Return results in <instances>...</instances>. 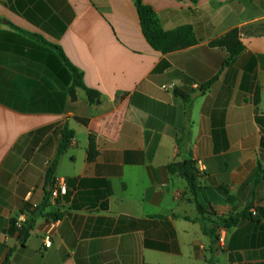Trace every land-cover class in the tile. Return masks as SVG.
<instances>
[{"label": "crops", "instance_id": "crops-1", "mask_svg": "<svg viewBox=\"0 0 264 264\" xmlns=\"http://www.w3.org/2000/svg\"><path fill=\"white\" fill-rule=\"evenodd\" d=\"M142 1L165 31L191 26L197 44L156 51L134 0H0V264H264V0ZM234 29L244 51L225 66L212 43ZM52 45L100 94L94 104L80 88L72 99ZM62 129L74 135L52 197ZM189 158L203 214L169 170ZM49 188L52 246L46 217L23 243L13 222Z\"/></svg>", "mask_w": 264, "mask_h": 264}, {"label": "trees", "instance_id": "trees-1", "mask_svg": "<svg viewBox=\"0 0 264 264\" xmlns=\"http://www.w3.org/2000/svg\"><path fill=\"white\" fill-rule=\"evenodd\" d=\"M138 16L140 19V24L143 30V33L148 41V43L159 52L168 54L174 51L183 50L189 47H192L197 44V38L191 26H182L173 31H165L160 23V20L157 16V13L150 6H147L143 3L142 0H134ZM45 43V42H44ZM60 54L61 59L69 68L70 80L72 84L69 88V92L72 96V99H76V89L80 88L86 91L88 100L91 104H94L100 97V94L88 88L83 81V74L74 67L67 57L65 56L63 50L58 46L52 45ZM212 46L226 49L228 52V58L226 59L225 66L231 65L236 58L244 51V45L240 41V30L234 29L227 33L222 38L214 41ZM170 65L167 61H162L154 70L156 73H162L169 69ZM210 84H208L209 86ZM201 93H204L202 90ZM186 102L189 103L190 100L186 99ZM63 139L62 143L58 149V155L56 160L51 165L48 172V181L52 185L54 172L56 169L57 159L62 155L69 146L70 140L73 138L74 133L67 129H62ZM89 160L92 161L96 158V145L93 137L90 138V147L88 151ZM169 170L172 173H179V175L184 178L189 186V189L192 195L196 198L197 206L200 213L203 214V210L198 203V196L200 190V181H199V171L197 169V164L195 160L189 158L185 159L182 163H173L169 165ZM264 178V172H258L256 183H260ZM111 191L109 190V193ZM46 199L41 207L27 212V219L23 226L18 230L20 233V240L24 243L29 238L32 230L34 229L35 223L39 217H46L48 220H58L59 215L51 214L46 212L50 207V191L46 192ZM250 208L246 209L242 214L237 217L230 218L228 220H221L223 226L229 227L231 225H237L241 220L250 218L248 211ZM257 212H262L261 209H257ZM252 215V214H251ZM16 220L13 222L14 227ZM216 223V222H215ZM207 232V231H206ZM214 238H217L214 230L208 231ZM9 257V256H8ZM8 260V258H7Z\"/></svg>", "mask_w": 264, "mask_h": 264}, {"label": "built area", "instance_id": "built-area-1", "mask_svg": "<svg viewBox=\"0 0 264 264\" xmlns=\"http://www.w3.org/2000/svg\"><path fill=\"white\" fill-rule=\"evenodd\" d=\"M65 188H66V178L65 177H60V178L55 179L51 187V196L56 197ZM26 219H27V215L22 214V216L16 220L15 226L17 230H19L23 226ZM56 222L57 220H51L46 225L44 235L42 237L43 245L45 248H50L52 246L53 236L56 231ZM219 244L221 247L225 245L224 237H221L219 239Z\"/></svg>", "mask_w": 264, "mask_h": 264}, {"label": "water", "instance_id": "water-1", "mask_svg": "<svg viewBox=\"0 0 264 264\" xmlns=\"http://www.w3.org/2000/svg\"><path fill=\"white\" fill-rule=\"evenodd\" d=\"M50 190V188L48 189V191Z\"/></svg>", "mask_w": 264, "mask_h": 264}]
</instances>
